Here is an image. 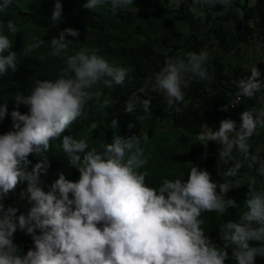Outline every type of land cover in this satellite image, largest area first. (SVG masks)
Wrapping results in <instances>:
<instances>
[{"label": "clouds", "instance_id": "9594fccd", "mask_svg": "<svg viewBox=\"0 0 264 264\" xmlns=\"http://www.w3.org/2000/svg\"><path fill=\"white\" fill-rule=\"evenodd\" d=\"M206 2L224 6L218 15L229 11L230 0ZM12 3L0 0V10ZM101 5L115 14L134 6V0H87L83 7ZM62 13V4L56 0L50 17L53 26L63 20ZM5 30L14 36L20 32L13 20L0 22V77L18 68V53L12 50L13 42ZM66 35L78 38L79 30L64 28L58 38L49 41V55L61 57L65 67L55 79L35 80L29 94L14 99L11 129L0 134V264H256L257 257L264 258V185L257 187L255 177L248 178L238 219L219 225L222 247L203 227L204 213L223 215L238 206L227 193L241 186L236 178L245 161L264 177V158L251 153L249 144L257 130L264 129V80L259 68L252 66L250 74L237 82L236 95L255 99L260 107L241 112L239 122L221 119L215 129L205 124L196 135L204 147L210 141L218 145L219 160L227 165L233 162L224 172L232 180L218 185L208 170L193 165L187 170V179L164 178L158 188L150 187L147 173L141 171L148 162L141 146L149 140L146 132L130 136L114 132L111 142L100 146L102 151L90 148L87 137L66 134L84 114L88 102L103 95L99 85L122 86L132 71L110 63L99 48L84 47L68 55L73 41ZM32 40L23 45L24 55L44 43L35 36ZM186 57L185 63L166 55L163 67L153 74V92L166 96L169 107L184 101V89L193 80L211 79L206 50L189 51ZM38 59L45 61L46 57ZM138 93L147 95L143 88ZM110 102L111 97L105 98L103 107ZM151 103L150 96L137 99L133 94L124 111L133 113L139 104L143 112L150 113ZM21 104L28 106L27 113L17 110ZM7 115V104H0V121ZM127 126L132 129L136 125L129 122ZM98 127L93 122L89 130ZM110 127L118 128L117 119L111 120ZM55 141L60 142L68 167L78 170L79 178L69 180L61 172L45 191L41 174L46 173V153ZM32 154L41 159L29 168ZM9 193L26 203V212L15 204L5 206ZM18 230L32 239L33 247L26 254L14 243Z\"/></svg>", "mask_w": 264, "mask_h": 264}, {"label": "trees", "instance_id": "16d2710c", "mask_svg": "<svg viewBox=\"0 0 264 264\" xmlns=\"http://www.w3.org/2000/svg\"><path fill=\"white\" fill-rule=\"evenodd\" d=\"M55 2L56 0H13L8 8L0 10V22L6 23L7 20L11 19L17 24L20 32L29 31L30 35L34 34L37 37L41 34L46 35L45 42L40 48L24 55L23 48H19L17 45L18 33L14 36L5 30V34L9 35L13 42L12 50L18 53V68L15 73L9 71L5 76L0 77V104H7L8 108V115L3 121H0V134L11 129V112L16 108L14 99L18 95L29 94L35 80L55 79L60 70L65 67L64 60L61 57L49 55L51 51L49 41L53 37L58 38L59 32L69 26L79 30V37L66 35L67 40L73 41L69 46L68 55L74 54L84 47L99 48L100 54L110 63L132 69L122 86L104 88L103 85H99L98 88L102 90L103 95L97 100L98 108L92 110L93 100L89 101L87 104L89 110L84 112L66 133L77 139L87 137L89 147H96L98 151H102L100 147L102 144L111 142L114 132L124 136L135 135L132 129L122 128L124 125L121 122L118 124L121 127H118L117 131L112 129L110 120L113 118V113H115V116L131 117L129 113L123 110V105L129 98L133 97V94H137V98L140 97L143 93H138V90L144 88L146 83L154 84L153 74L163 67L165 56L173 57L170 52L166 51L167 45L164 42H148L137 45L139 41L152 39L155 36L154 32L156 30L154 29L156 26L161 29L166 23V16L178 20L180 28L185 27L187 29L188 35L183 41L185 63L187 62V52H200L204 45V40L200 39L203 34L216 39V46L222 50L235 49L237 51L239 41L226 34V32H222L221 23L228 19H231L236 29L242 33L241 40H244L249 33V29L245 26L247 19L252 20V26L258 30L261 39L264 38V0H253L251 6L245 8L242 14L238 13V7L232 3H230L229 10L231 8L233 10L231 13L228 11L226 15L217 14L223 10L224 6L222 4H204L202 20L194 14L187 17L180 10L168 9V0H134L135 3L143 7L151 2L158 6L156 9L158 14H153L150 17H146L141 12L129 13L124 10H118L114 14L107 5L87 9L83 7L87 0H60L63 8V20L57 26H53L50 17ZM243 2L244 0H241V4ZM194 8L193 10L196 11L197 8L195 6ZM38 22L44 30H37ZM132 44L137 46L132 48ZM172 48L177 49L175 45H172ZM40 55H44L46 60L40 61L38 59ZM255 66L261 72V80H264V60L258 61ZM206 67L211 79L214 80L213 83L210 82L211 79L208 81L193 80L190 86L184 89L185 99L183 102L178 103V112L174 113L172 107L168 106L167 101L162 102L160 97L155 96L153 98L157 104L153 106L151 103V112L147 113L150 123L143 128L142 133L146 132L150 139L153 133L154 120L170 117L172 126L178 131L176 139L182 142L186 138H195L202 131L205 124L215 129L219 126L221 119L231 118L239 122L240 113L255 104L257 102L255 99L240 97L238 115L222 113L218 111V105L229 98L230 81L242 79L249 75L250 71L248 69L242 70L239 66H236L235 68L231 67L226 72L224 65L218 59L208 60ZM206 87L211 90V94L205 91ZM95 90L97 89H93V91ZM159 94L157 92V95ZM107 97H111V102L105 108L103 107V100ZM17 110L24 114L29 109L28 106L21 104ZM141 111L143 112L142 109ZM134 113H136L135 110ZM93 122H97L99 127L97 130L90 131L89 126ZM141 146L147 150L144 155L148 153L151 158L150 163L145 164L141 169V171L147 173L146 183L148 186L158 188L164 178L183 177L187 179L188 169L184 170L182 153L176 155V150L164 147L162 142L158 145L154 141H150L148 148L145 147V143H142ZM149 148L152 151H149ZM250 152L264 158V149L259 153H254L251 150ZM46 155L49 162L46 166V173L41 174L45 191L48 190V186L55 179H58L61 172L69 180L75 181L79 178L78 170L68 167L67 160L64 158L63 152L60 151L59 141L53 142V147ZM28 159L31 161L29 165V168H31L40 162L41 158L32 154L29 155ZM186 162L189 169L193 165H198L208 170L212 175V179L218 185L226 180H231L224 176V169L216 165L201 150L193 149L190 151L187 154ZM247 165L248 162L245 161L244 167ZM244 167L240 169V172ZM253 170L256 171L255 167H253ZM217 171H219V175H217ZM247 182L248 180H245L241 186L230 190L227 197L236 199L237 204L242 203L245 200ZM22 187L23 185L18 187L16 192L18 193ZM4 204L6 207L15 204L20 208V211L26 212V203L18 200V197L13 193H9L4 200ZM234 212L235 209H229L223 215H217L214 212L203 214L205 219L203 227L206 234L221 247L223 242L218 239L219 225L227 220L238 219L239 215H235ZM14 243L20 246L22 254H26L27 250L33 247L31 237L19 230L15 234ZM230 251L231 249H229ZM226 264H232V262L228 261ZM256 264H264V258L257 257Z\"/></svg>", "mask_w": 264, "mask_h": 264}, {"label": "rangeland", "instance_id": "374dc122", "mask_svg": "<svg viewBox=\"0 0 264 264\" xmlns=\"http://www.w3.org/2000/svg\"><path fill=\"white\" fill-rule=\"evenodd\" d=\"M167 1V0H166ZM253 0H244V2L241 4V0H230V3L235 4L236 7H238V13L242 14L245 10V8L251 6ZM209 4L206 2V0H197L196 3H194V0H168L167 2V8L169 9H177L185 13V15L188 17L190 15H196L199 17L200 20L203 16V5ZM192 6V9H191ZM194 6L197 8L195 9ZM157 7L154 3H149L146 7L140 6L137 3L134 2V6H131L129 9H126L124 11H127L129 13H136L141 12L146 17H150L153 14L157 13ZM231 10V11H230ZM229 10V13L232 12V8ZM164 15V13H162ZM240 17V16H239ZM245 26L249 29V33L245 36L244 40H241V32L238 31L232 22L231 19H228L226 21H223L221 23L222 32H226V34L230 35L232 38L238 40L237 44V51L235 49L231 50H222L218 46H216V39L212 38L210 35L203 34L200 39H203L204 45L200 49L206 50L209 53V60H215L218 59L222 62L224 65L226 72L230 70L231 67L239 66L242 70L250 69L252 66H255V64L258 61L264 60V38L261 39L259 36L258 30L252 26V20L247 19L245 22ZM70 27V26H69ZM71 28H73L71 26ZM39 31L44 30L42 26H40V22H38V29ZM155 36L152 39H147L143 41H139L137 45L145 44L148 42H164L167 45L166 51L170 52L172 56L177 60H183L184 61V51H183V41L187 37L188 32L185 27L180 28V23L176 19H171L168 16H166V23L163 27L156 28ZM160 30V31H159ZM36 35L31 34L29 31H22L17 34V45L19 48H23V45L32 43V37ZM45 34H41L38 36L39 39L43 40L45 42ZM264 37V35H263ZM136 44H132V48L137 46ZM172 45H175L177 49L172 48ZM185 62V61H184ZM145 90L144 93L138 97L137 99H143L144 97L147 99L149 96L152 98V104L153 106H156L157 102L153 100L155 96L162 100V102L167 101V97L159 94L157 95V92H153V83H146L145 87L143 88ZM126 103L123 105V110L125 108ZM258 108L260 105L256 102L255 104L249 106L246 108L252 109V108ZM98 108V102L97 100L93 99V102L91 104V109L95 110ZM165 109L167 107L164 106ZM89 110V107L86 105L85 111ZM136 113H129L131 117H125L122 115L115 116L113 113L112 119H117L118 124L121 122L124 126L122 128L128 127V123L132 122L136 126L132 128V130L135 132V135H139L142 133L143 128L150 123V119L148 117L147 113H143L140 109L139 104H137L136 107ZM172 111L174 113L179 111L178 103L174 104L172 106ZM111 119V120H112ZM110 120V122H111ZM118 127H121V125H118ZM204 130V128H202ZM117 131V128H116ZM178 136V131L174 129L172 126V120L170 117H164L161 120H154V127H153V133L148 140L149 142L145 143V147H149L150 141H154L156 144H160L161 142L164 144V147H170L176 150V155L183 154V166L184 170L189 169V166L186 162L187 154L192 151L193 149H198L203 151L208 155L209 158L213 160V162L224 169V172L227 170L228 166H232L233 162L229 161V164H225L223 160H219V153L217 151L218 145L210 141L208 142V145L205 147L201 144H199L196 141V137L193 139L186 138L184 141L180 142L176 139ZM249 144L251 145L250 150L254 153H259L264 149V129H258L257 133L250 139ZM144 149V148H143ZM147 150L144 149V153ZM149 151H152L151 148H149ZM234 155H238L237 153H234ZM148 158V163H150V155L146 153L144 155ZM242 159V157H239ZM249 177H255L257 180V187H260L261 185H264V177H260L257 175L256 171L253 170V168H248V166H245L242 171L240 172L239 176L236 178L240 185L245 181L248 180ZM232 180V178H230ZM235 179V178H233ZM230 180V181H231ZM235 188V187H234ZM233 189V188H232ZM230 189V190H232ZM229 190V191H230ZM228 191V193H229ZM227 193V196H228ZM244 201V200H243ZM235 209L234 214L240 215L241 211L243 210V202L238 204V206ZM217 215H220L219 213H216Z\"/></svg>", "mask_w": 264, "mask_h": 264}, {"label": "built area", "instance_id": "2783aa9c", "mask_svg": "<svg viewBox=\"0 0 264 264\" xmlns=\"http://www.w3.org/2000/svg\"><path fill=\"white\" fill-rule=\"evenodd\" d=\"M240 79L238 80H231L230 81V92H229V98L222 104L218 105V111L222 112V113H228V114H231V115H238V112H239V100H240V97L238 98L236 93L238 91L237 89V82L239 81ZM213 79L210 80V82L213 83ZM205 91L208 92L209 94H211V90L206 87L205 88ZM223 107H226L227 108V111H221L220 109L223 108Z\"/></svg>", "mask_w": 264, "mask_h": 264}]
</instances>
